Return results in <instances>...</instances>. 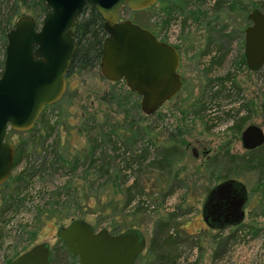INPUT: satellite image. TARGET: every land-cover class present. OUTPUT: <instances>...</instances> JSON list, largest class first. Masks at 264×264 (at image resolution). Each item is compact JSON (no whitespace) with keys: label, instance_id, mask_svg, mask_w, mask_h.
I'll return each mask as SVG.
<instances>
[{"label":"rangeland","instance_id":"obj_1","mask_svg":"<svg viewBox=\"0 0 264 264\" xmlns=\"http://www.w3.org/2000/svg\"><path fill=\"white\" fill-rule=\"evenodd\" d=\"M262 2L156 0L139 9L122 6L119 18L138 22L177 47L182 87L147 114L140 107V95L124 79L114 81L104 77L97 62L81 73L66 77L63 95L44 108L34 128H8L6 138L15 148L21 145L28 151L27 155L34 152L29 160L43 168L28 176L29 181L17 193L20 206L5 214L13 218L8 230L28 224L25 229L33 234L27 240L14 232L17 240L10 237L14 239L11 245L5 251L0 250V264H7L37 242L47 241L53 246L59 241L58 227L77 218L87 220L95 229L106 227L116 232L123 230L121 225L139 229L145 238L142 259L148 264H161L150 246L158 220L168 221L166 232L176 234L180 251L176 264L191 261L195 246L200 264H213V260L224 258L228 264H254L255 260L256 264H264V161L252 160L247 167L245 160L249 156L240 157L249 151L241 141L244 126L256 123L264 130V68L252 70L243 61L244 28L250 23L245 15L256 7L264 10ZM23 13L29 11L24 8ZM208 47L209 51H204ZM223 50L226 54L222 61H213ZM44 116L55 125L62 159L70 166L74 162L78 164L68 178L64 172L67 167L43 174L47 157L42 149H33L30 135L32 131L44 132ZM88 121L96 126L100 136L94 150L88 138ZM137 125L148 129L141 133L145 141H133ZM108 129L114 132L111 134L114 139L125 143L131 157L138 151L134 150L135 145L144 148L148 138L156 150L151 152V161L159 156L157 150L170 145V136L175 137L178 147L171 151L163 171L147 158L142 171H135L136 166L130 168L133 175L123 181L122 173L128 170L119 169V164H124L120 157L109 159L107 172L84 165L86 156L104 153L106 158L115 154L116 148L105 135ZM39 146L40 143L36 147ZM255 153L264 154V147ZM26 162L24 159L12 168L11 175L0 186V207L20 185L16 175L26 169ZM229 176L241 180L248 190L244 218L237 225L209 227L201 215L203 199L216 182ZM132 181H137L140 191L123 208L126 187ZM171 185L174 191L163 196ZM242 230L250 231L249 239H239ZM229 235L230 241L215 258L213 252L218 241ZM20 240L23 242L19 243ZM247 240L250 242L246 243Z\"/></svg>","mask_w":264,"mask_h":264},{"label":"water","instance_id":"obj_2","mask_svg":"<svg viewBox=\"0 0 264 264\" xmlns=\"http://www.w3.org/2000/svg\"><path fill=\"white\" fill-rule=\"evenodd\" d=\"M49 10L39 20L21 14L6 32L5 56L0 74V184L11 175L15 148L6 138L8 128H31L45 105L57 101L66 87V72L76 49L72 28L86 4L95 7L107 32L102 44L100 71L110 80L124 79L140 95V107L149 114L173 97L182 86L179 51L148 27L119 18L122 6L147 7L156 0H44ZM244 28L245 63L264 68V10L248 12ZM242 145L251 149L264 142V130L249 123L241 131ZM247 200L245 184L234 177L216 182L207 192L202 217L212 228L239 224ZM73 264H137L145 247L143 233L134 227L112 232L95 229L85 219H73L57 229ZM51 246L40 241L8 264H49Z\"/></svg>","mask_w":264,"mask_h":264},{"label":"trees","instance_id":"obj_3","mask_svg":"<svg viewBox=\"0 0 264 264\" xmlns=\"http://www.w3.org/2000/svg\"><path fill=\"white\" fill-rule=\"evenodd\" d=\"M24 8H26L29 11V14L33 15L38 20L41 18V16L46 11L49 10L44 0H0V74L3 69V62H4V56H5V46L7 42L6 32L14 24L16 18L20 16L21 14H24L23 13ZM246 15H245L246 19H249L248 15L247 16ZM73 30L76 36V49L74 52L73 59L66 72V77L71 74L81 73L83 69L84 70H86L87 68L89 69L94 64L99 62L103 40L105 36L107 35V32L103 26L102 16L97 12L95 7H91L88 4L85 5L81 13L75 19V22L73 24ZM210 47L205 48L204 51H209ZM221 48L222 47L220 46L218 49H221ZM225 54H226V50H223L220 53V55H217L218 58L214 59L213 61L220 63ZM243 61L245 62V57ZM46 106L48 105H45V107ZM203 107L204 105L201 106V109H203ZM38 119L32 128H34V126L38 123ZM85 122H87V120ZM43 124H44V129H45L43 133L32 131L30 135L31 141H33V144H34L33 149L35 151L42 149L43 155L47 157V159H44L43 174L48 170H49L48 172H54L56 169L59 170V169L67 167L66 171L64 172L66 173L65 176L68 178V176L71 175L72 171L76 169L78 164L76 165V162H74V164L72 163V166H70L68 163H65L64 159H62L63 155L58 152L57 146L59 145L60 140L58 136H56L55 125L52 122H49V119L46 116L42 117V125ZM213 124L214 123H212L211 125ZM88 125H89L88 138L91 141V149L94 150L100 141V136L97 135L98 130L94 124L88 121ZM238 129L240 128L238 127ZM92 130H94V134H91ZM146 131H148L146 127H142L140 125L139 126L137 125V127L135 126V133L132 138L133 141H136V140L145 141L141 133H144ZM105 132H106L105 135L107 136V139L110 142H112L113 146L116 148L115 154L112 155V157L105 156L106 158H104V153H101L100 156L98 154L94 156H86L84 160V165L87 163L89 167L95 168V166H97L99 170L103 168V170L107 172L110 166L109 159L111 158L112 160L113 159L115 160V158L117 159L120 157L121 159L120 158L119 159L122 162L124 161V164L123 165L122 163L119 164V169H121L122 171L128 170L127 172L123 171L122 173L123 181H125V179H127L130 175H133V173L130 172V168H133L136 166L135 168L137 170L135 171H138V172L142 171V168L145 167L143 162L147 158L150 159V161H148L149 163L153 162L154 165L158 166V168L163 171L165 168L163 164H165L168 157L171 156V151L176 150V147H178L175 137L170 136L169 137L170 145L164 146L163 149H160L159 151L157 150V155L159 156L152 157V161H151V158H150L151 152L152 151L156 152V150H155V145L153 141L151 140V138H148L146 140L144 148H137V146L135 145L134 150L135 151L138 150V151L135 153L136 155H134V157L133 156L131 157L126 151L127 149H126L125 143L119 142L116 139H114L113 136H111V134L113 135L114 133L111 129L105 130ZM39 143H40V146L37 148L36 146ZM45 147H48V148H45ZM263 147H264V144L262 145V148ZM258 148H261V147H258ZM258 148L250 149L248 152H246L247 154L240 156L243 159L245 158L244 156H249L248 159L245 160L247 167H250V165L253 163L252 160H257L260 163L262 162V160L264 161V154L256 155L257 153H255V150ZM225 151L226 153H228L227 154L228 157H231L228 150H225ZM27 153L28 151H25L21 145H18L15 148L13 168L16 167L18 163L24 159H27L28 163L27 162H26L27 164L25 163L26 169L23 170L22 173H18L16 175V179L21 180L20 185L15 187L14 193L8 198V200H6V202L3 201L0 207V250L1 251H3L4 249L6 250L11 245V242L14 241V239L10 238V237L15 238L14 232L18 233L19 234L18 236H23L24 239H27V240L28 238L30 239V236L33 234V231L29 229H25L27 228L28 224H26L24 227H20L21 224L18 225L16 227L17 230L15 229L8 230V226H10V224L12 223L13 218L5 217V214L10 209L17 208L20 206L21 200L17 198V193L18 192L20 193L19 188L21 187V185L24 186L25 183L29 181L28 176L32 177L35 174V172L37 173L43 168V167L42 168L36 167L35 166L36 163L31 162L29 160V157H30L29 155L34 154V152H31V153L29 152L28 155ZM256 156L259 159H255ZM132 177L134 178V176ZM3 183H1L0 186H2ZM92 187H93V184L90 185V188ZM66 191H68L67 187H66ZM139 191L140 190H139L137 181H132V183L126 187L127 197H126V201L124 202L123 208L125 205L133 201L136 196H138L137 194L139 193ZM172 191H174V186L171 185L168 188V190L163 194V196L169 195V193H171ZM100 199L102 198L100 197ZM141 202L144 203L145 199L144 201H141ZM108 204L109 203H106L105 205H108ZM106 208H108V206ZM37 210H39V207ZM169 226L170 224L168 221L158 220L156 222L155 233L152 237L151 244H150V246L152 247L151 248L152 252H154L156 259L161 264H176V260L178 259V257H180L179 256L180 251L178 249V242L175 236L176 234L173 231L166 232ZM124 227L125 226L122 227L121 225L120 229L122 228L126 229V227L125 228ZM249 234H250V231L242 230L239 236V239L248 238ZM235 237L238 238L237 236ZM7 239L9 240V242ZM15 239L17 240V238ZM230 239L231 238L229 235V236H226L224 239L218 241L217 247L213 252V256L215 258L220 254V252H222V250H224L225 245L228 244ZM22 242L23 240L19 241V243H22ZM143 255H144L143 252H141L137 256L136 258L137 264H148L144 262V260L142 259L144 257ZM197 260L192 261L190 264H197ZM62 261H63L62 264H73L76 261V256L69 253L65 247L64 242L59 239L57 243L51 246L49 264H54V262H56L55 264H58V263L60 264Z\"/></svg>","mask_w":264,"mask_h":264},{"label":"built area","instance_id":"obj_4","mask_svg":"<svg viewBox=\"0 0 264 264\" xmlns=\"http://www.w3.org/2000/svg\"><path fill=\"white\" fill-rule=\"evenodd\" d=\"M247 239H249V237H248ZM251 239L253 240L254 238H251ZM251 239H250V240H251ZM252 240H251V241H252ZM249 242H250L249 240L246 241V243H249ZM242 243H243V242H242ZM259 245H260V244H258V246H259ZM197 250H198V247H197V246L193 247V250H192V251H193V252H192V253H193V258H192V260L189 261V262H188V260H186L185 262H181L180 264H190L192 261L197 260V259H198V260H197V264H200V257H199V255H198V251H197ZM224 259H225V258H224ZM224 259H221V260H218V259H217V260L214 261L213 264H228V262H227L228 260L223 261ZM256 261H257V260L254 261V264H256Z\"/></svg>","mask_w":264,"mask_h":264},{"label":"flooded vegetation","instance_id":"obj_5","mask_svg":"<svg viewBox=\"0 0 264 264\" xmlns=\"http://www.w3.org/2000/svg\"><path fill=\"white\" fill-rule=\"evenodd\" d=\"M49 8V7H48ZM38 20V19H37ZM72 28H73V26H72ZM150 29V28H149ZM151 30V29H150ZM155 33V32H154ZM177 48V47H176ZM180 55V54H179ZM101 57V56H100ZM99 62H100V59H99ZM100 66V65H99ZM101 72V71H100ZM180 73V72H179ZM102 74V73H101ZM180 75H181V73H180ZM181 79H182V76H181ZM66 81H67V78H66ZM183 81V80H182ZM67 83V82H66ZM182 87V86H181ZM65 89H66V87H65ZM181 89V88H180ZM179 89V90H180ZM65 91V90H64ZM177 94V93H176ZM45 108V107H44ZM33 127V126H32ZM264 144V142L261 144V145H259V146H256V147H254V148H251V149H255V148H258V147H262V145ZM194 150V149H193ZM248 150H250V149H248ZM228 178H230V177H228ZM220 181V180H219ZM205 197H206V195H205ZM205 197H204V199H203V202H204V200H205ZM248 197H249V194H248V190H247V200H248ZM247 200L245 201V203L247 202ZM203 202H202V205H203ZM245 203H244V205H243V208H244V206H245ZM201 211H202V206H201ZM244 212H245V208H244ZM201 215H202V213H201ZM245 215V214H244ZM203 218V217H202ZM204 220V219H203ZM205 222V221H204ZM9 263V262H8Z\"/></svg>","mask_w":264,"mask_h":264}]
</instances>
